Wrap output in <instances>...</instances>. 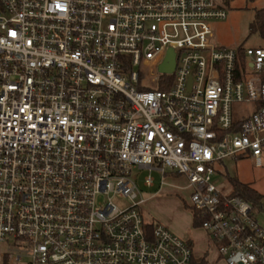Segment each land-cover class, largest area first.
<instances>
[{
	"label": "built area",
	"instance_id": "2783aa9c",
	"mask_svg": "<svg viewBox=\"0 0 264 264\" xmlns=\"http://www.w3.org/2000/svg\"><path fill=\"white\" fill-rule=\"evenodd\" d=\"M226 15L218 0H0L9 264H193L191 242L136 200L153 172L186 178L219 261L264 264L252 205L213 177L227 158L264 166V48L217 47Z\"/></svg>",
	"mask_w": 264,
	"mask_h": 264
},
{
	"label": "rangeland",
	"instance_id": "374dc122",
	"mask_svg": "<svg viewBox=\"0 0 264 264\" xmlns=\"http://www.w3.org/2000/svg\"><path fill=\"white\" fill-rule=\"evenodd\" d=\"M218 0V5H221L226 10V18L223 20H213L212 28V42L217 47H226L231 49H237L238 47L253 48L263 47L264 38L261 37L256 31L251 30L254 14L257 10L264 8V0ZM249 104H234L233 114L235 118H238L242 113L251 109ZM225 165H227V172L224 170L221 173L216 172L214 177L215 184L226 193H230L231 185L229 178H240L243 181L256 182L258 188L264 191V167H255L251 159L240 160L239 163L233 162L231 159H225ZM149 171H144L143 175L148 174ZM136 174V172H135ZM156 176V186L148 187L144 185L143 178L138 180V185L141 190V196L136 200H142L141 211L145 220L152 217L157 219L156 211L165 209L166 201H160L159 198L175 197L176 199H183L182 202L190 203L189 192L183 189L187 185L186 180L182 176L179 180L174 181L178 186L170 187L165 186L162 193H157L156 189L161 184L162 175L153 172ZM171 175L167 174L165 178ZM115 202L125 207L133 203V200L129 197H115ZM262 205L254 209L253 215L257 222H260L264 227V200L261 201ZM166 205V206H165ZM171 210V207H169ZM147 221V220H146ZM151 222H158L153 220ZM11 244V243H10ZM13 246L0 243V264H9L14 261L16 252Z\"/></svg>",
	"mask_w": 264,
	"mask_h": 264
},
{
	"label": "crops",
	"instance_id": "0c3cea01",
	"mask_svg": "<svg viewBox=\"0 0 264 264\" xmlns=\"http://www.w3.org/2000/svg\"><path fill=\"white\" fill-rule=\"evenodd\" d=\"M229 1L227 0L226 3ZM224 47V46H223ZM231 159L236 164L240 162V160H248V157L240 156L239 158H227ZM264 167V166H263ZM262 168V167H258ZM227 165H225V162L222 163L220 166L217 167V172L221 173V171L227 172ZM183 177V176H182ZM185 180L186 178L183 177ZM180 177L177 175H171L168 177V180L165 178L163 181H161V184L156 189V192L152 194L154 196L157 193H162L163 188L165 186L170 187H177L178 185L174 182L179 180ZM238 181L245 183L249 185L253 190L258 191L260 194L264 195V191H261L257 185L256 182L253 181H243L240 180V178H234ZM157 181V179H156ZM187 185L185 187H182L183 189L187 190L189 192V201L192 189L189 186L188 181L186 180ZM157 184L155 182V187ZM232 191V187H231ZM230 191V192H231ZM160 201H166V207L165 209H160L156 211L157 219L155 218H149L146 219L147 222H151L153 220H157L159 223L166 226L169 230L180 236L181 238L188 240L191 242L194 250V259L195 264L201 263L203 259H205L207 264H224L223 262L219 261V255L217 254V250L214 246L210 243V240L208 239V233L202 226H197L195 224V218H194V210L190 203L182 202L181 199H176L175 197H165V198H159ZM171 207V210L169 209ZM261 224V223H260ZM262 225V224H261ZM263 227V226H262ZM264 228V227H263Z\"/></svg>",
	"mask_w": 264,
	"mask_h": 264
},
{
	"label": "trees",
	"instance_id": "16d2710c",
	"mask_svg": "<svg viewBox=\"0 0 264 264\" xmlns=\"http://www.w3.org/2000/svg\"><path fill=\"white\" fill-rule=\"evenodd\" d=\"M251 30L256 31L261 37L264 38V8L257 10L254 14L253 22L251 25ZM240 50L244 47H238ZM161 89H165L164 87H161ZM229 183L232 187V192L234 195L242 197L246 201H248L252 207L253 212L254 209L262 205V202L264 200V195L260 194L258 191L253 190L249 185L242 183L234 178H229ZM194 210V218H195V224L197 226H201L203 219L200 215V213ZM193 264H195V259L193 260ZM199 264H207L205 259L201 261Z\"/></svg>",
	"mask_w": 264,
	"mask_h": 264
},
{
	"label": "water",
	"instance_id": "95a60500",
	"mask_svg": "<svg viewBox=\"0 0 264 264\" xmlns=\"http://www.w3.org/2000/svg\"><path fill=\"white\" fill-rule=\"evenodd\" d=\"M175 69L174 54L170 51L167 61L161 66L162 72H172Z\"/></svg>",
	"mask_w": 264,
	"mask_h": 264
}]
</instances>
